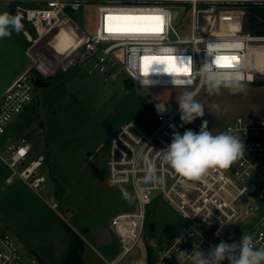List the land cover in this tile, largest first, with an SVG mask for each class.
Returning a JSON list of instances; mask_svg holds the SVG:
<instances>
[{"label":"built area","instance_id":"1","mask_svg":"<svg viewBox=\"0 0 264 264\" xmlns=\"http://www.w3.org/2000/svg\"><path fill=\"white\" fill-rule=\"evenodd\" d=\"M1 1L16 4L15 9L22 13L23 20L30 27L22 31L27 43L57 38L63 27L68 25L71 46L75 50L69 67L84 74H96L103 84L120 81L122 76L127 88L134 86L139 90L164 87L188 88L198 92L205 83L195 73L202 64L212 61V57L207 55L209 43L223 44L224 49L219 53L222 56L238 57V60L228 63L242 65L246 83L249 45L264 43V36L240 32L216 34L200 30V18L205 17L211 25L216 14L225 10L224 6L243 10L247 6L264 5V0ZM176 4L189 5L190 28L186 34H180L174 26L176 16H173L171 7ZM88 6L93 7L94 25L91 31H84L81 28L83 22L73 18V14H82ZM109 15H162L163 32H109L106 24L113 26L116 23L106 21ZM165 47L173 51L170 54L161 53L160 49ZM159 55L176 58L166 62L177 69L162 71L155 68L153 61L145 62L143 59ZM189 58L190 63H186ZM145 63L148 65V76L144 74ZM185 66L187 74L183 72ZM232 66L219 67L231 70ZM32 75H20L0 96V162L7 170L5 183L11 184L18 179L37 193L45 182L46 174L42 172L44 156L40 155L37 159L31 157L33 142L28 136L5 141L10 119L22 112L33 99ZM145 79H149L151 84H144ZM180 79H190L192 83L187 86L173 83ZM121 90L127 93L124 87ZM172 125L181 134L188 129L179 119L178 107L157 113L151 129L143 128L132 119L124 122L110 139L106 158L107 184L130 188L135 205L131 214L115 220L113 228L120 251L110 264L138 247L148 208L160 201L175 210L181 224L154 251L152 261L145 258L144 264H179L180 250L188 254L195 247L208 251L221 241H239L243 233L251 234L257 247H264V118L236 116L224 123L219 132L231 130L244 141V155L229 168H210L198 180L179 176L161 159L159 151L171 143ZM150 168L155 170L154 181L146 180ZM152 192H159V197H152ZM48 205L51 209L57 207L55 202H48ZM184 261L185 264H192L190 256L184 257ZM0 264L42 263L35 256L23 255L9 232L0 224Z\"/></svg>","mask_w":264,"mask_h":264},{"label":"rangeland","instance_id":"2","mask_svg":"<svg viewBox=\"0 0 264 264\" xmlns=\"http://www.w3.org/2000/svg\"><path fill=\"white\" fill-rule=\"evenodd\" d=\"M15 5L1 1L0 12L22 17ZM224 8L219 11L224 15L215 18L211 25L205 17L200 18V30L215 31V26L221 28L230 21L233 25L228 26V33L254 35L249 28V6L243 10L235 6ZM171 12L176 16V30L180 34L188 33L189 5L176 4ZM93 13V7L88 6L82 14H73V18L83 22L84 31H91ZM22 23L23 30L30 29L24 20ZM260 28L264 29L260 26L256 29ZM74 53L70 41L62 35L35 44L27 43L22 32L0 39V96L24 73H36L42 78L52 76L49 86L34 87L32 101L10 119L5 137L6 142L21 136L30 138L33 142L31 157L37 159L43 155L45 158L42 163L45 182L37 193L18 179L7 184L4 181L7 170L0 162V224L23 255L35 256L43 264H61L71 236L84 245L83 262L107 264L120 250L119 240L108 230L106 212L110 208L115 210L112 214L117 209L131 211L134 208L133 196L131 202L122 196V189L132 195L130 188L107 184L106 158L110 139L121 124L131 119L151 129L159 113L157 104L165 105V111L175 110L179 96L192 89L127 88L122 76L120 81L103 84L96 74L67 68ZM248 55L246 93L232 94L221 89L219 94L210 95L204 85L196 92L195 99L204 105L205 115L185 125L188 129L199 132L201 124L207 121L208 129L216 134L224 123L236 116L264 118V43H251ZM161 69L177 68L166 63ZM121 87L127 90L126 94ZM152 197H159V192H152ZM48 202H55L57 207L51 209ZM180 224L181 219L173 208L163 201L153 203L147 211L141 246L133 248L114 264H137L144 258L141 252L151 262L154 251Z\"/></svg>","mask_w":264,"mask_h":264},{"label":"clouds","instance_id":"3","mask_svg":"<svg viewBox=\"0 0 264 264\" xmlns=\"http://www.w3.org/2000/svg\"><path fill=\"white\" fill-rule=\"evenodd\" d=\"M22 20L23 17L19 14L0 12V39L11 37L13 33H21L24 28ZM223 49V44L209 43L207 55L212 57V61L202 64L196 71V76L203 80L210 95L219 94L221 89H227L232 94L246 93L247 84L242 65L234 64L231 70H222L219 67L218 57H222L219 53ZM172 51L173 49L168 47L160 49L164 54H170ZM154 57L160 58L157 62L163 65L164 58L172 56ZM144 74L148 76V68ZM143 83L150 85L151 81L145 79ZM173 83L177 86H187L191 85L192 80L180 79L174 80ZM196 95L194 91H184L177 100L182 125L191 124L205 115L204 105L195 99ZM157 111H165V105L157 104ZM171 127L173 128L171 143L159 152L162 161L181 177L198 180L210 168H229L234 161L244 155V141L231 130L213 134L208 129L207 121L201 124L199 132L187 129L181 134L175 131V125ZM155 179V170L150 168L146 180ZM121 191L123 198L131 202L132 195L124 189ZM186 256L191 257L192 264H223L225 261L227 264H264V247H257L254 237L243 233L239 241L232 240L231 243L221 241L218 245L211 246L208 251H203L200 247H195L191 254L180 250L179 264H185Z\"/></svg>","mask_w":264,"mask_h":264},{"label":"snow or ice","instance_id":"4","mask_svg":"<svg viewBox=\"0 0 264 264\" xmlns=\"http://www.w3.org/2000/svg\"><path fill=\"white\" fill-rule=\"evenodd\" d=\"M107 22L115 21L117 25L113 27L111 23L107 25L106 30L109 32H118V33H152V34H161L163 32L164 25V17L162 15H109L106 17ZM145 62L153 61L154 63H158L157 61L160 58L157 57H144ZM176 58L168 57L164 58V61H172ZM220 61L219 66L222 67H231L232 65L228 63L229 61H236L238 57H218ZM191 59L189 58L186 63H190ZM159 64V63H158ZM147 63L145 64V68H147ZM184 73L188 72L187 66L183 69Z\"/></svg>","mask_w":264,"mask_h":264},{"label":"trees","instance_id":"5","mask_svg":"<svg viewBox=\"0 0 264 264\" xmlns=\"http://www.w3.org/2000/svg\"><path fill=\"white\" fill-rule=\"evenodd\" d=\"M249 28L250 31L257 36L264 35V29H256L257 26L264 27V6H249ZM224 14H216L214 18H221ZM228 20V19H225ZM232 22L228 21L224 23L223 27L215 26L214 33L216 34H227L229 27L232 26ZM229 26V27H228ZM227 27V29H226ZM71 235V234H70ZM81 243L77 241L76 238L70 237L67 243V250L61 264H83L81 259L82 254ZM43 264V263H42Z\"/></svg>","mask_w":264,"mask_h":264},{"label":"crops","instance_id":"6","mask_svg":"<svg viewBox=\"0 0 264 264\" xmlns=\"http://www.w3.org/2000/svg\"><path fill=\"white\" fill-rule=\"evenodd\" d=\"M151 61V60H150ZM166 63H168V62H166V61H164V63L163 64H166ZM146 64V63H145ZM144 64V65H145ZM149 64V63H148ZM152 64H154V65H156V67L158 66V69H160V70H162L161 69V64L159 63H154V62H152ZM69 67V65L67 64V68ZM148 68V67H147ZM106 177H107V175H106ZM134 203V202H133ZM135 206V205H134ZM135 208V207H134ZM134 208H133V210H134ZM133 210H131V211H123V210H116V212L114 213V214H112L113 213V211H115L114 209H112V208H110V209H108V211L106 212V208H105V212L108 214V216H109V224H108V230H109V232L111 233V234H113L114 235V237L116 238V236H115V231H114V223H115V220H118L119 218H121V217H124L125 215H129V214H131V212L133 211ZM69 215H71L70 214V212L68 213ZM139 246H141V245H139ZM138 246V247H139ZM83 247H84V245H83ZM83 247H82V249H83ZM137 247V248H138ZM144 247H142V250H144L143 249ZM93 250V249H92ZM119 250H120V246H119ZM98 256H100V254L98 253V252H96V251H94ZM141 254L143 255L144 254V258H142V259H140L138 262H137V264H144L145 263V258H146V254L145 253H143V252H141ZM117 256V254H115V255H113L112 256V258H111V260L110 261H106L107 262V264H110V262L112 261V260H114V258ZM84 260H83V257H82V262H83ZM83 264H86L85 262H83Z\"/></svg>","mask_w":264,"mask_h":264},{"label":"water","instance_id":"7","mask_svg":"<svg viewBox=\"0 0 264 264\" xmlns=\"http://www.w3.org/2000/svg\"><path fill=\"white\" fill-rule=\"evenodd\" d=\"M52 76H46L45 78L40 77L38 74L34 73L31 77V82L36 88L47 87L50 84Z\"/></svg>","mask_w":264,"mask_h":264},{"label":"bare ground","instance_id":"8","mask_svg":"<svg viewBox=\"0 0 264 264\" xmlns=\"http://www.w3.org/2000/svg\"><path fill=\"white\" fill-rule=\"evenodd\" d=\"M117 23V22H116ZM67 26L68 25H65L64 27H63V30L60 32V35L62 34V36L64 37V38H66L67 40H69L70 41V43H71V40H70V32H69V30H68V28H67ZM120 34H123V33H120ZM66 35V36H65ZM72 44V43H71Z\"/></svg>","mask_w":264,"mask_h":264}]
</instances>
